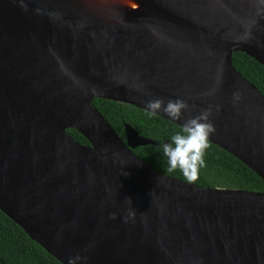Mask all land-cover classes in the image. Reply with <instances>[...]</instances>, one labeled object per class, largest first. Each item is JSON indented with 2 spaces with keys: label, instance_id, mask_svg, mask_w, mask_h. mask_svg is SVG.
Masks as SVG:
<instances>
[{
  "label": "water",
  "instance_id": "1",
  "mask_svg": "<svg viewBox=\"0 0 264 264\" xmlns=\"http://www.w3.org/2000/svg\"><path fill=\"white\" fill-rule=\"evenodd\" d=\"M130 1L0 0V209L63 264H264L263 191L162 173L134 152L159 142L94 103L209 111L264 179V95L233 62L264 65V0Z\"/></svg>",
  "mask_w": 264,
  "mask_h": 264
},
{
  "label": "trees",
  "instance_id": "2",
  "mask_svg": "<svg viewBox=\"0 0 264 264\" xmlns=\"http://www.w3.org/2000/svg\"><path fill=\"white\" fill-rule=\"evenodd\" d=\"M233 62L242 75L264 95V65L240 51L233 54ZM94 103L123 139L126 137V124H130L142 136L159 142L158 145L135 148L136 154L162 173L187 181L179 169L168 171V159L162 150L163 143H170L174 135L182 133L183 127L131 104L101 98H96ZM69 133L77 141L89 144L77 129H70ZM209 145L205 154L206 166L200 169L196 185L264 192V179L254 170L211 141ZM0 264L63 263L0 209Z\"/></svg>",
  "mask_w": 264,
  "mask_h": 264
},
{
  "label": "clouds",
  "instance_id": "3",
  "mask_svg": "<svg viewBox=\"0 0 264 264\" xmlns=\"http://www.w3.org/2000/svg\"><path fill=\"white\" fill-rule=\"evenodd\" d=\"M236 99H239L238 94ZM146 108L152 115L162 111L168 117L180 120L188 105L180 99H170L165 103L163 99L155 98L147 101ZM209 116L210 112L205 111L199 116L187 119L182 133H177L170 143L162 146L163 154L168 159V171L179 169L189 183H195L199 178L200 169L206 166L205 154L210 147L209 136L215 132L214 126L208 122ZM126 200L132 203L131 198ZM80 259L81 257L77 255L70 258L68 264H77Z\"/></svg>",
  "mask_w": 264,
  "mask_h": 264
},
{
  "label": "bare ground",
  "instance_id": "4",
  "mask_svg": "<svg viewBox=\"0 0 264 264\" xmlns=\"http://www.w3.org/2000/svg\"><path fill=\"white\" fill-rule=\"evenodd\" d=\"M120 1H122V3L123 4H133V2L132 1H130V0H120Z\"/></svg>",
  "mask_w": 264,
  "mask_h": 264
}]
</instances>
